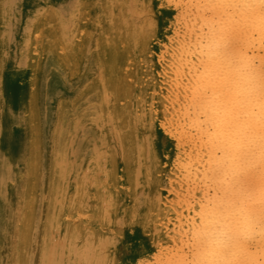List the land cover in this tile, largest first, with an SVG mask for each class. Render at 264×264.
<instances>
[{
	"label": "bare ground",
	"instance_id": "6f19581e",
	"mask_svg": "<svg viewBox=\"0 0 264 264\" xmlns=\"http://www.w3.org/2000/svg\"><path fill=\"white\" fill-rule=\"evenodd\" d=\"M0 264H264V0H0Z\"/></svg>",
	"mask_w": 264,
	"mask_h": 264
}]
</instances>
